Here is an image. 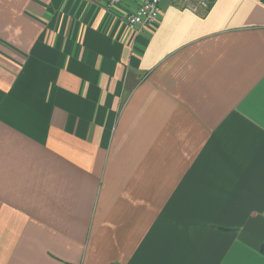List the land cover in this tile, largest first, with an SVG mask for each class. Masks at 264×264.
<instances>
[{"label":"crops","instance_id":"1","mask_svg":"<svg viewBox=\"0 0 264 264\" xmlns=\"http://www.w3.org/2000/svg\"><path fill=\"white\" fill-rule=\"evenodd\" d=\"M0 0V264H264V0Z\"/></svg>","mask_w":264,"mask_h":264},{"label":"built area","instance_id":"2","mask_svg":"<svg viewBox=\"0 0 264 264\" xmlns=\"http://www.w3.org/2000/svg\"><path fill=\"white\" fill-rule=\"evenodd\" d=\"M127 1L135 2L136 8L126 17L128 28L136 34L149 32L160 20L162 14V0H109V5H119ZM178 1V0H174ZM183 5L191 10H199L209 6L208 0H182Z\"/></svg>","mask_w":264,"mask_h":264}]
</instances>
